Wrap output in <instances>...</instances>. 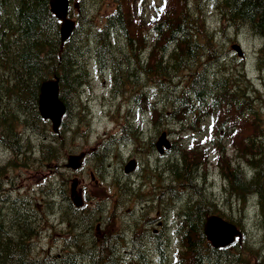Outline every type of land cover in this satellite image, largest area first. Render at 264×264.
I'll return each mask as SVG.
<instances>
[{
	"label": "trees",
	"instance_id": "1",
	"mask_svg": "<svg viewBox=\"0 0 264 264\" xmlns=\"http://www.w3.org/2000/svg\"><path fill=\"white\" fill-rule=\"evenodd\" d=\"M84 1L77 4L76 11L71 3L70 14L77 15V24L63 41L61 20L51 11L50 0H0V144L11 152L5 163L0 162V264L245 263L256 250L251 240L245 248L249 254L241 256L238 249L234 253L230 248L215 247L205 234L208 215L217 213L239 223L245 210L237 211L236 205L245 208L242 203L223 202L215 196V188L206 180V156L200 145L174 140L172 155L160 159L157 166L162 211L172 202L176 213L172 217V236L160 235L161 245L155 252L150 250V243L144 245L146 252L121 247L124 239L120 228L116 234L102 235L96 243L98 232L94 231L92 220L83 219L80 208L72 202L62 159L78 133L77 108L86 109L78 98L80 88L88 82L92 59L100 67L110 68L117 90L121 78H128L129 82L124 83L135 86L132 94L138 104L154 99L152 93L158 91V108L151 107L153 124L166 120L169 132L179 127L196 129L208 109L223 111L224 107H234L240 117L244 108L249 112L250 103L240 87L242 81L249 82L245 71L240 70V76L233 77L225 69L219 75L214 66H206V57L216 54L210 48L220 36L209 25L206 7L218 15L222 27L247 25L262 37L257 59L264 69V0H160L149 20L142 4L133 7V0H110L114 8L102 26L96 24ZM138 10L139 14L134 15ZM53 76L58 77L59 95L67 106L58 132L53 131L50 120L43 118L38 108L41 83ZM148 80L151 86L146 85ZM133 126L134 122L123 135L128 141H139L143 131ZM256 131L263 132L259 124ZM250 139L246 135L241 142L243 152L250 147ZM256 140L254 152L259 162L264 146L260 136ZM97 151L93 155L102 162L108 153ZM17 166L52 167L53 173L45 179L46 184H39V190L18 194L12 190L13 180L5 169ZM256 169L251 180L238 177L246 183L240 191L249 193L252 204L254 196L259 195L257 202H261L264 213V175ZM121 181L114 184L122 188L123 194L128 186ZM52 214H61L71 222L72 234L61 246L36 251L34 237L39 233L38 226L42 218ZM81 219L84 225L77 228ZM257 237L255 233L251 236L258 242ZM171 239L176 243L174 258ZM238 244L235 241L231 246Z\"/></svg>",
	"mask_w": 264,
	"mask_h": 264
},
{
	"label": "rangeland",
	"instance_id": "2",
	"mask_svg": "<svg viewBox=\"0 0 264 264\" xmlns=\"http://www.w3.org/2000/svg\"><path fill=\"white\" fill-rule=\"evenodd\" d=\"M159 1L133 0L132 6L136 7V4H142L141 9L146 15L145 18L149 20L155 13ZM79 2H83V0H79L77 3L80 4ZM84 2H87L91 8V15L94 14L98 26L104 24L106 15L114 8L110 0H85ZM72 5L75 6L76 11L77 7L74 1ZM206 11L210 27L216 29L220 36L216 38L213 47L210 48L215 50L216 54L206 57L205 60L210 62L209 67L214 66L217 69L216 72L219 75L222 73V69L227 71V75L233 77L240 76V70H244V76L250 77L249 82L242 81L243 84L240 85V87H245L246 90L245 96L250 103L249 113L246 109L243 112L244 115L240 117V113L234 110V107L229 110L224 107L223 111L208 109L196 129H181L179 127L173 132L168 131V133L172 141H183L190 145L196 143V145L204 148L207 175L210 180L209 186H214L213 183L219 175L220 163L228 160L234 161L235 149L241 150V142L247 134L252 132L254 122L260 123L259 129L264 132V69L260 67L257 59L263 39L247 25L240 27L223 26V29L222 25L218 23L219 17L214 10L206 7ZM133 14L138 15L139 10ZM70 16L77 21L78 17L74 12ZM235 42L241 44L245 53L244 57H240L237 52L229 49ZM124 80L129 82L128 78L124 79L122 77L120 88L117 90L111 70L100 67L96 59L90 61L88 82L80 88L81 96L77 97L79 103L83 101L86 109L83 111L77 108L79 116L75 124L78 133L75 142L68 145V153L62 159V165L64 166L65 163L70 161L72 155L83 154L80 169L68 167V169H65L64 175L67 177L70 189H75L83 198V205L78 212L85 216L83 219L92 220L94 231L96 229L98 232L96 243L101 241L102 235L122 231L124 227L121 225V219L124 220L123 222L127 226L130 222V216L135 214L137 206L140 207L137 203L140 192L138 193V190H136L137 192L134 193V187L132 186L134 181L140 182L143 179L151 181L153 178L156 181L159 180L160 186L162 184L157 164L155 171L152 166L143 165L137 171V174L134 173L132 177L129 176L130 178L124 171V166L131 153L139 157L141 165L146 160L150 162V156L148 155V152L150 153V147H148L149 136L156 131L157 137L162 130H168L166 120L157 122L155 127L151 119L154 118L150 112L151 103L152 105H158V96L156 95V100L150 99L146 101L147 103L142 100V107H135L136 100L132 94L135 86L128 83L125 85ZM251 82L255 84L252 86ZM148 85H152L150 80H148ZM224 118L231 119V122L234 121V125H236V130L233 129L230 132L226 141L219 131V125H217ZM132 122H134L133 128L135 130H142L140 123L145 126L143 130L146 134L139 141L122 140L123 134L128 133ZM146 135L148 139H146ZM98 149L108 153L102 162L93 155L98 152ZM171 155V149L163 155L156 151L153 160L156 157H159V161L160 159H168ZM10 157L11 152L0 144V162L5 163ZM262 158H264V154ZM51 168L17 166L9 168V170L8 168L5 169L6 173L8 172L9 176L12 177L13 183L10 185L13 188L12 190L18 194H26L32 192L35 188L39 190V184H46L45 179L48 180L53 173ZM117 181L127 182L128 190L123 194H120L122 188L114 184ZM241 203L245 209H240L241 205H235L237 211L238 208L240 211L245 210L244 213L242 212L243 215L240 221L246 229L245 235L247 238L245 239L243 236L238 243L244 253L248 255L249 252L247 253V249H245L246 243H249L254 233L258 234V228L264 227V214L262 217L258 215L259 209L254 205L255 203L252 204V202L248 203L247 201ZM66 209L67 207H65ZM175 213L176 211L172 208V217L175 216ZM139 214L140 212L137 215ZM161 215V220L165 223L166 219L163 216V211H161ZM168 218L170 217L168 216ZM83 219L79 221L77 228L84 225ZM70 223L63 219L61 214L58 217L52 214L51 217L47 215L42 218V222L38 226L39 233L34 237V247L38 248L35 250L42 251L46 248L51 249L61 246L67 241L66 238L72 234L69 230ZM262 239L264 240V235ZM172 244L171 253H173L174 258L176 250L174 240H172Z\"/></svg>",
	"mask_w": 264,
	"mask_h": 264
},
{
	"label": "flooded vegetation",
	"instance_id": "3",
	"mask_svg": "<svg viewBox=\"0 0 264 264\" xmlns=\"http://www.w3.org/2000/svg\"><path fill=\"white\" fill-rule=\"evenodd\" d=\"M209 69V67H208ZM142 73V72H141ZM141 81L143 79H140ZM250 119V118H249ZM227 121V122H226ZM227 120L224 118V120L220 121L219 124V131L221 132L222 136L224 137V140L228 138L230 135V132L235 128L234 121ZM225 123L226 126H225ZM229 124V125H228ZM256 122H254V126L252 127V132L247 134V138L250 137L252 139L249 140L247 146L249 148L245 147V152L242 150H238V148L235 149L234 152V161L228 160V161H222L219 166V175L214 184V190L216 191V195L221 201L228 202V203H241L248 200V194L249 193H243L240 191L242 187L246 185V183H243L239 181V176L243 178L244 181L251 180L256 174V167H258L261 171V173L264 175V158L259 159V162H257V157L255 154V147L257 145L256 137H261V145L264 146V132H257L256 131ZM235 131V130H234ZM150 135V133H149ZM154 136V140L151 141V138ZM125 140V139H123ZM207 140V139H206ZM151 146H154L151 150ZM148 147H150V153L148 152V155L150 156V162L146 160L141 165V160L137 155L130 154L129 157L133 158L137 162V166L133 173L127 174L128 178L132 177L134 173L137 174V171L143 166L147 165L149 167L152 166V169H156V164L158 166L159 164V157H156V159L153 160V156L156 154L157 151V144H156V133L149 136L148 140ZM241 160V162H240ZM239 167L237 173L235 172L236 168ZM155 175V174H154ZM153 175V177H154ZM130 176V177H129ZM206 180H209V176L207 175V168L205 172ZM264 178V177H263ZM210 181V180H209ZM243 183V184H242ZM135 185V186H134ZM234 185L236 186L234 189ZM134 187V193H136L138 190V199L137 203L140 207L137 206L135 214L130 216V222H128L127 226L125 225L124 220L121 219V225L124 227L121 231V235L123 236L124 241H120L121 247H128V249L134 250H141L146 252L144 249V245L148 243V245L152 244L151 251H157L160 247V235H162V232L164 235L169 233L172 236V202L169 205V208H164V217L166 219L165 223L161 220V186L159 180L156 181L152 178L151 181H147L145 179L141 180L140 182L134 181V184L132 185ZM233 189L235 191H233ZM252 192V191H250ZM258 197L254 196L253 203L258 204V215L263 216L261 207V202L258 201ZM171 210V211H170ZM140 212L139 215H137ZM257 215V214H256ZM168 216L170 218H168ZM241 220V219H240ZM241 222V221H240ZM241 230H242V236L239 238L246 239V229L244 228L242 222L237 224ZM126 226V227H125ZM135 226V228H134ZM258 237L257 240H252L251 238V244L256 248L255 252L250 254V259L248 261L241 262L238 264H262V260L264 259V240L262 239V236L264 235V227L258 228ZM112 233L111 235H113ZM116 234V233H115ZM262 234V235H261ZM127 238L129 239V244L126 242ZM122 239V240H123ZM249 239V238H248ZM150 243V244H149ZM117 246H119V243L117 241ZM170 246L172 247V242L170 243ZM232 246H226L223 248H231ZM236 249H238L240 252L239 254L241 256H245L246 254L244 251L238 246L235 247V249L232 251L236 253ZM206 264H210L206 262ZM218 264H224L223 262Z\"/></svg>",
	"mask_w": 264,
	"mask_h": 264
},
{
	"label": "water",
	"instance_id": "4",
	"mask_svg": "<svg viewBox=\"0 0 264 264\" xmlns=\"http://www.w3.org/2000/svg\"><path fill=\"white\" fill-rule=\"evenodd\" d=\"M50 7L55 16L61 20L62 40L65 41L70 37L75 27V20L69 16L70 0H50ZM234 48L240 55L243 54L239 43L235 44ZM39 110L44 118L51 120L53 130L57 132L66 112V104L59 96V81L57 77L48 78L42 82L39 94ZM156 144L160 153H164L166 149L171 148L172 144L166 131L161 133ZM82 158L83 154L73 155L66 166L76 169L80 167L81 161L79 160ZM135 167L136 160L130 159L125 165V170L130 172ZM72 199L76 205H81L82 198L75 191H72ZM204 231L207 238L216 247L229 245L236 239L237 235H241V230L235 223L216 213L206 218Z\"/></svg>",
	"mask_w": 264,
	"mask_h": 264
},
{
	"label": "bare ground",
	"instance_id": "5",
	"mask_svg": "<svg viewBox=\"0 0 264 264\" xmlns=\"http://www.w3.org/2000/svg\"><path fill=\"white\" fill-rule=\"evenodd\" d=\"M83 60V59H82ZM85 75V74H84ZM87 82V81H86ZM83 91V90H82ZM81 108V107H80ZM77 114V113H76ZM2 136V135H1ZM123 140V139H122ZM126 140V139H125ZM7 183V182H6ZM123 250V249H122Z\"/></svg>",
	"mask_w": 264,
	"mask_h": 264
}]
</instances>
